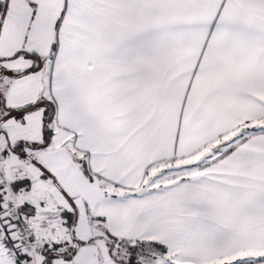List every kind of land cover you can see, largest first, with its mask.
<instances>
[{
    "label": "snow or ice",
    "instance_id": "1",
    "mask_svg": "<svg viewBox=\"0 0 264 264\" xmlns=\"http://www.w3.org/2000/svg\"><path fill=\"white\" fill-rule=\"evenodd\" d=\"M0 264H264V0H0Z\"/></svg>",
    "mask_w": 264,
    "mask_h": 264
}]
</instances>
